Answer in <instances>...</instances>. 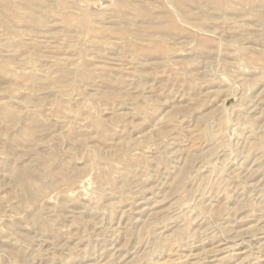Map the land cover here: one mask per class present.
Masks as SVG:
<instances>
[{"label":"rangeland","instance_id":"374dc122","mask_svg":"<svg viewBox=\"0 0 264 264\" xmlns=\"http://www.w3.org/2000/svg\"><path fill=\"white\" fill-rule=\"evenodd\" d=\"M0 264H264V0H0Z\"/></svg>","mask_w":264,"mask_h":264}]
</instances>
